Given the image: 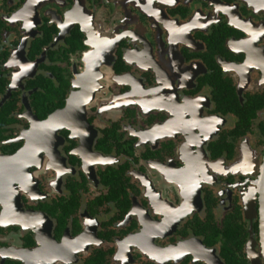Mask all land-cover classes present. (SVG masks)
<instances>
[{
    "label": "flooded vegetation",
    "instance_id": "af4514ba",
    "mask_svg": "<svg viewBox=\"0 0 264 264\" xmlns=\"http://www.w3.org/2000/svg\"><path fill=\"white\" fill-rule=\"evenodd\" d=\"M264 0H0V264H264Z\"/></svg>",
    "mask_w": 264,
    "mask_h": 264
},
{
    "label": "trees",
    "instance_id": "16d2710c",
    "mask_svg": "<svg viewBox=\"0 0 264 264\" xmlns=\"http://www.w3.org/2000/svg\"><path fill=\"white\" fill-rule=\"evenodd\" d=\"M227 261H228V264H243L241 262H238V259L236 258L235 254L232 256L227 255Z\"/></svg>",
    "mask_w": 264,
    "mask_h": 264
},
{
    "label": "water",
    "instance_id": "95a60500",
    "mask_svg": "<svg viewBox=\"0 0 264 264\" xmlns=\"http://www.w3.org/2000/svg\"><path fill=\"white\" fill-rule=\"evenodd\" d=\"M262 231H263V239H264V221H263V224H262ZM253 263L254 264H262L261 261L260 260L258 261L257 259L254 260Z\"/></svg>",
    "mask_w": 264,
    "mask_h": 264
}]
</instances>
